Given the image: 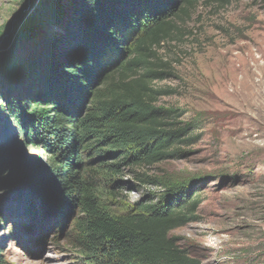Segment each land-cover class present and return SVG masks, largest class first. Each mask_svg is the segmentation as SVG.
<instances>
[{
    "label": "rangeland",
    "instance_id": "obj_1",
    "mask_svg": "<svg viewBox=\"0 0 264 264\" xmlns=\"http://www.w3.org/2000/svg\"><path fill=\"white\" fill-rule=\"evenodd\" d=\"M77 1L0 0V60L8 63L0 70L17 71L40 55L64 33ZM171 20L180 30L158 48L168 76L153 84L166 92L155 105L197 137L180 157L126 167L116 180L97 178L98 199L126 216L157 201L165 184L189 185L199 199L197 219L170 232L177 244L200 264H264V0H199ZM5 100L0 142L14 140L16 165L43 168L49 153L16 136ZM32 197L21 182L0 184L1 264H85L77 211L33 206Z\"/></svg>",
    "mask_w": 264,
    "mask_h": 264
},
{
    "label": "trees",
    "instance_id": "obj_2",
    "mask_svg": "<svg viewBox=\"0 0 264 264\" xmlns=\"http://www.w3.org/2000/svg\"><path fill=\"white\" fill-rule=\"evenodd\" d=\"M197 1L78 0L64 33L40 55L17 71L0 70L16 136L49 153L43 168L26 170L10 155L14 140L0 142V184L21 182L33 206L77 211L85 264H200L170 236L197 219L191 186L165 184L157 201L126 216L112 213L97 191V178L116 180L126 167L180 157L196 139L194 127L155 105L166 92L153 84L168 76L157 51L180 30L172 17Z\"/></svg>",
    "mask_w": 264,
    "mask_h": 264
}]
</instances>
